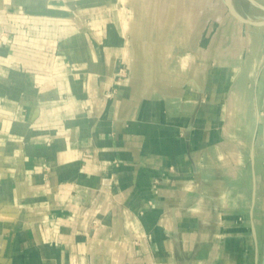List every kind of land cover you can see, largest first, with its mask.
Returning a JSON list of instances; mask_svg holds the SVG:
<instances>
[{
  "label": "crops",
  "instance_id": "0c3cea01",
  "mask_svg": "<svg viewBox=\"0 0 264 264\" xmlns=\"http://www.w3.org/2000/svg\"><path fill=\"white\" fill-rule=\"evenodd\" d=\"M230 6L264 22L0 0V264H264V25Z\"/></svg>",
  "mask_w": 264,
  "mask_h": 264
},
{
  "label": "water",
  "instance_id": "95a60500",
  "mask_svg": "<svg viewBox=\"0 0 264 264\" xmlns=\"http://www.w3.org/2000/svg\"><path fill=\"white\" fill-rule=\"evenodd\" d=\"M230 10L232 12V14L241 22L246 23V24H250V25H254V26H262L264 25V22H256V21H251L248 19H245L243 17H241L240 15H238L234 9L230 6ZM263 140H264V122H263Z\"/></svg>",
  "mask_w": 264,
  "mask_h": 264
},
{
  "label": "rangeland",
  "instance_id": "374dc122",
  "mask_svg": "<svg viewBox=\"0 0 264 264\" xmlns=\"http://www.w3.org/2000/svg\"><path fill=\"white\" fill-rule=\"evenodd\" d=\"M249 9H250V8L248 7V8H247V12H248V11H251V12H253V14H255V15L258 16V17H262V16H264V13H262V12L256 10V9H253V8H251V10H249Z\"/></svg>",
  "mask_w": 264,
  "mask_h": 264
},
{
  "label": "bare ground",
  "instance_id": "6f19581e",
  "mask_svg": "<svg viewBox=\"0 0 264 264\" xmlns=\"http://www.w3.org/2000/svg\"><path fill=\"white\" fill-rule=\"evenodd\" d=\"M231 3V2H230ZM263 122H264V119H263ZM263 144H264V140H263Z\"/></svg>",
  "mask_w": 264,
  "mask_h": 264
}]
</instances>
